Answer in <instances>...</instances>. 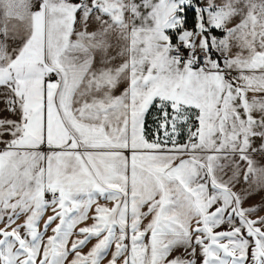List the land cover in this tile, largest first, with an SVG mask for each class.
I'll return each mask as SVG.
<instances>
[{"label": "snow or ice", "instance_id": "6c2138e0", "mask_svg": "<svg viewBox=\"0 0 264 264\" xmlns=\"http://www.w3.org/2000/svg\"><path fill=\"white\" fill-rule=\"evenodd\" d=\"M0 6L31 28L14 55L0 41V264H264L261 206L234 190L264 189V0ZM112 31L128 58L94 71Z\"/></svg>", "mask_w": 264, "mask_h": 264}, {"label": "crops", "instance_id": "0c3cea01", "mask_svg": "<svg viewBox=\"0 0 264 264\" xmlns=\"http://www.w3.org/2000/svg\"><path fill=\"white\" fill-rule=\"evenodd\" d=\"M73 3H78L79 0H72ZM207 2V0H205V3ZM217 3H223V0H216ZM104 20H107L108 17L105 16L103 17ZM78 20H79V16H78ZM240 22V18L237 17L236 19H234L232 21V23H230L228 25V27H233L236 24H238ZM196 23V22H195ZM83 24L81 23H77L76 25V29L77 31L83 30ZM102 24L100 23V21H97L94 17L91 18L88 21L87 24V31L89 33L91 32H97L100 31L102 29ZM195 27V25L192 28L189 29H193ZM224 35V34H223ZM222 35V36H223ZM219 37V36H218ZM75 38V37H74ZM109 47H107L106 50L103 49H94L93 50V55L95 57L94 59V64H93V70L94 71H98L101 68H111V69H115L117 67H119L128 57L127 54L125 55H120L122 49H124L127 45V41H125L124 39L120 38V35L117 31H112L108 34V36L106 37ZM240 51L239 48L237 47H233L232 49V54H235L236 52ZM245 55H247V52L245 51L244 53ZM128 87V81L127 80H121V82L118 84V86L112 90V95L114 96H119L121 95L125 89ZM6 90L4 89H0V92H5ZM93 96L96 97H102L103 96V92H94L91 95H88L86 97H84V99L88 100L89 102L91 101V99L93 98ZM79 106V105H77ZM4 108V104H3V100L2 98H0V110H2ZM0 115L2 116H8L9 114L7 112H3L0 111ZM14 119H17L18 117H13ZM4 139H10V137H4ZM264 143V141H262L260 138H256L253 142V147L254 148H259L260 144ZM4 147L3 144H0V149H2ZM41 150L44 152H48L49 149L46 146H42ZM127 155V152L125 153ZM252 158L256 161L257 166L258 167H264V153L261 152H254L252 154ZM233 159L238 161V157H234ZM241 167L243 168L245 165L243 162H240ZM228 171V174L231 175V171L230 170H226ZM235 191L238 192H244L246 194V199H245V203H244V207H249V206H253V205H260L261 206V210L256 214L257 216H264V189L259 188L255 183H254V177L252 178V180H250L249 182H245L241 176L240 178V182L236 185ZM50 198V197H49ZM100 203H105V201L101 200ZM109 207H111V203L108 204ZM145 211L147 210L146 208L144 209ZM47 215H52V212L49 210L46 213L45 219L47 217ZM149 219H151V217H149ZM23 222V217L21 218L20 221H18V223H22ZM148 221L145 220L144 223L146 224ZM92 221L89 220L88 224H91ZM55 226V224H53V227ZM83 226V225H81ZM0 227H3L2 224H0ZM227 226L225 225L224 228H226ZM224 228H220L217 229V231H222L224 230ZM48 235H51V230L49 229ZM93 243H95V241H93ZM91 247V244L84 248V252H87L89 250V248ZM182 249L177 251L176 253H174L175 255H180L182 253ZM69 260L72 259V257L70 256L68 258ZM200 259H202L201 257H199L198 255V259H197V264H200Z\"/></svg>", "mask_w": 264, "mask_h": 264}, {"label": "rangeland", "instance_id": "374dc122", "mask_svg": "<svg viewBox=\"0 0 264 264\" xmlns=\"http://www.w3.org/2000/svg\"><path fill=\"white\" fill-rule=\"evenodd\" d=\"M40 7V0H32V11H36ZM7 24L9 29L8 37L5 39L4 36H0V41L7 44V49L9 54L14 55L15 50L21 48L25 41L30 35V20L24 19L19 20L16 18H6L4 13V8L0 6V27ZM219 37H222L220 35ZM186 139V134H182L180 137V142L183 143Z\"/></svg>", "mask_w": 264, "mask_h": 264}, {"label": "trees", "instance_id": "16d2710c", "mask_svg": "<svg viewBox=\"0 0 264 264\" xmlns=\"http://www.w3.org/2000/svg\"><path fill=\"white\" fill-rule=\"evenodd\" d=\"M195 13L192 11L188 12V23H187V27L188 28H192L195 25ZM215 35L220 36L223 35V32L220 31H215L214 32ZM153 113H155V110H153ZM148 124L149 125H154V121L152 120L151 116H149L148 118Z\"/></svg>", "mask_w": 264, "mask_h": 264}, {"label": "built area", "instance_id": "2783aa9c", "mask_svg": "<svg viewBox=\"0 0 264 264\" xmlns=\"http://www.w3.org/2000/svg\"><path fill=\"white\" fill-rule=\"evenodd\" d=\"M174 42H175V41H174ZM184 55H185V56L188 55L187 50H184ZM194 123H195V122H194ZM149 126L151 127V126H154V125H149Z\"/></svg>", "mask_w": 264, "mask_h": 264}]
</instances>
